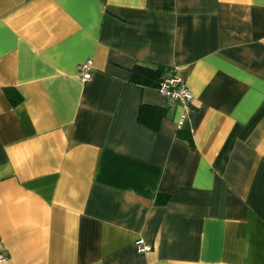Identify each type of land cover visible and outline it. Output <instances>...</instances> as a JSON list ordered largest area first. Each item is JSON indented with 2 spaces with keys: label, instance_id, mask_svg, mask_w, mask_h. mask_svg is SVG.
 Returning <instances> with one entry per match:
<instances>
[{
  "label": "crops",
  "instance_id": "obj_1",
  "mask_svg": "<svg viewBox=\"0 0 264 264\" xmlns=\"http://www.w3.org/2000/svg\"><path fill=\"white\" fill-rule=\"evenodd\" d=\"M139 64L177 69L189 105ZM0 253L264 264V0H0Z\"/></svg>",
  "mask_w": 264,
  "mask_h": 264
},
{
  "label": "built area",
  "instance_id": "obj_2",
  "mask_svg": "<svg viewBox=\"0 0 264 264\" xmlns=\"http://www.w3.org/2000/svg\"><path fill=\"white\" fill-rule=\"evenodd\" d=\"M78 75L82 81H86L91 77V60H86L78 66ZM156 90L168 103H178L183 107H187L191 101V95L186 87L184 76L175 68L161 76ZM184 122L185 114H181L177 123L178 128L182 127ZM134 250L138 254H143L150 251L151 247L145 244L142 239H136ZM3 260L4 256L0 253V263Z\"/></svg>",
  "mask_w": 264,
  "mask_h": 264
},
{
  "label": "trees",
  "instance_id": "obj_3",
  "mask_svg": "<svg viewBox=\"0 0 264 264\" xmlns=\"http://www.w3.org/2000/svg\"><path fill=\"white\" fill-rule=\"evenodd\" d=\"M164 71L165 69L162 66L151 67L141 64L135 65L131 70L130 80L143 86L156 87ZM4 93L11 105H16L22 100V97L15 89L6 88L4 89ZM151 110L152 109L148 107H141L138 120L144 122L147 113ZM178 137L186 139L191 143L190 131L184 125L178 129ZM166 199V197H161L159 201L160 203H164Z\"/></svg>",
  "mask_w": 264,
  "mask_h": 264
}]
</instances>
